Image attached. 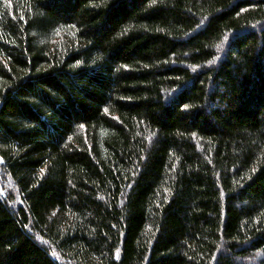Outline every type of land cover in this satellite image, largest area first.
Returning <instances> with one entry per match:
<instances>
[{"label": "trees", "instance_id": "1", "mask_svg": "<svg viewBox=\"0 0 264 264\" xmlns=\"http://www.w3.org/2000/svg\"><path fill=\"white\" fill-rule=\"evenodd\" d=\"M0 264H264V0H0Z\"/></svg>", "mask_w": 264, "mask_h": 264}, {"label": "snow or ice", "instance_id": "2", "mask_svg": "<svg viewBox=\"0 0 264 264\" xmlns=\"http://www.w3.org/2000/svg\"><path fill=\"white\" fill-rule=\"evenodd\" d=\"M187 107V106H186Z\"/></svg>", "mask_w": 264, "mask_h": 264}]
</instances>
